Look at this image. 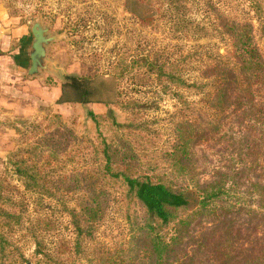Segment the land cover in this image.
Here are the masks:
<instances>
[{
	"label": "rangeland",
	"instance_id": "rangeland-1",
	"mask_svg": "<svg viewBox=\"0 0 264 264\" xmlns=\"http://www.w3.org/2000/svg\"><path fill=\"white\" fill-rule=\"evenodd\" d=\"M7 1L12 15L27 23L31 35L33 23L41 18L46 24L51 22L53 34H66L49 51L50 59L60 61L64 76L107 80L115 91L105 95L101 104L43 103L31 117L5 115L9 109L4 107L0 234L10 245L5 251L0 249V264H51L53 260L46 255L62 264H98L105 254L130 252L137 244L135 217L141 214L121 189L99 176L101 139L115 146L126 143L136 156L139 172L172 185L169 159L178 126L190 122L207 130L214 120L209 108L214 84L204 72L232 50L220 19L253 23L258 45L264 50V0L173 4L150 0L144 15L152 18L149 24L127 11V0ZM43 74L40 82L62 90L63 80ZM89 112L98 116V125ZM223 119L220 128L188 148L186 162L201 185L210 183L216 172L229 174L227 168L242 161L251 167L248 155L238 156L241 149H248L238 142L250 131L236 125L233 110ZM247 137L260 141L263 153L239 185L228 182V202L233 215L240 214V236L252 240L249 246L254 244L259 251L264 246V220L260 218L264 209L258 207L260 198L251 184L264 185V130ZM25 169L36 170L40 188L24 178ZM83 174L97 178L108 204L102 221L91 228L83 225L87 230L80 236L75 215L87 199L78 183ZM252 212L260 216L253 220ZM210 223L204 220L193 236H199ZM137 257L142 258L141 252Z\"/></svg>",
	"mask_w": 264,
	"mask_h": 264
},
{
	"label": "trees",
	"instance_id": "trees-1",
	"mask_svg": "<svg viewBox=\"0 0 264 264\" xmlns=\"http://www.w3.org/2000/svg\"><path fill=\"white\" fill-rule=\"evenodd\" d=\"M163 1L173 4L184 0ZM150 4V0H127L126 9L149 24L152 18L144 15L146 5ZM256 10H260L259 6ZM220 21L223 33L231 41L232 50L204 72V77L214 84V94L209 102L214 120L207 130L190 122L178 126L172 159H169V171L174 180L172 185L139 172L136 156L126 143L115 146L107 139H101L98 148L101 160L99 176L121 189L124 198L139 207L141 215L135 217L134 224L139 229L134 249L105 254L98 264H264V246L258 251L254 244L249 246L252 240L249 242V239L240 236V214L233 215L228 202L231 190L228 182H232V186L239 185L246 177V170L256 168L252 166L263 153L261 142L249 140L247 136L264 130V50L258 45L253 23L228 17H221ZM115 79L119 83V79ZM114 91V86L107 80L73 76L62 85L59 103L101 104L104 96ZM116 97H120L119 90ZM106 103L111 105V102ZM230 110L236 116V125L250 131L238 142L240 147L248 148L241 149L238 156L242 159L248 155L252 159L251 167L247 168L246 162L242 161L234 169L227 168L229 174L216 172L210 183L201 185L186 162L188 148L190 143L192 149L194 144L220 128L222 119ZM88 115L99 124L94 112ZM243 151L245 154H242ZM24 178L33 187H41L36 170L25 169ZM78 183L87 194L81 213L75 215L78 234L83 236L87 228L102 221L108 200L106 191L99 187L97 178L92 174H83L82 181ZM251 187L260 198L258 207L264 209V185L252 182ZM252 213L253 220L260 216ZM232 216L236 217L233 219ZM260 218L264 220V215ZM204 220L212 222L210 227L204 228L199 236H193ZM9 245L0 234V249L5 251ZM140 252L142 258L138 259ZM127 253L136 256H127ZM45 257L53 260L51 264H62L51 255Z\"/></svg>",
	"mask_w": 264,
	"mask_h": 264
},
{
	"label": "crops",
	"instance_id": "crops-1",
	"mask_svg": "<svg viewBox=\"0 0 264 264\" xmlns=\"http://www.w3.org/2000/svg\"><path fill=\"white\" fill-rule=\"evenodd\" d=\"M7 0H0V121L5 115L35 116L37 106L56 104L62 95L59 86L47 87L38 79H28L33 36L27 23L13 16ZM59 104V105H58Z\"/></svg>",
	"mask_w": 264,
	"mask_h": 264
},
{
	"label": "water",
	"instance_id": "water-1",
	"mask_svg": "<svg viewBox=\"0 0 264 264\" xmlns=\"http://www.w3.org/2000/svg\"><path fill=\"white\" fill-rule=\"evenodd\" d=\"M51 29V22L46 24L43 18L33 23L31 27L33 42L29 52L31 67L28 70L27 78L43 80V72H46L57 76L64 81V84H67L68 79L72 76H64V68L60 65V61L52 60L49 57L52 45L66 38V34L56 35L52 33Z\"/></svg>",
	"mask_w": 264,
	"mask_h": 264
}]
</instances>
